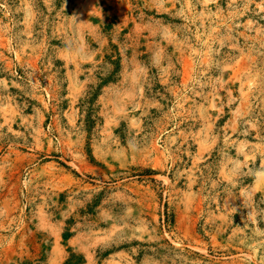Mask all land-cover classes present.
Masks as SVG:
<instances>
[{"label":"rangeland","instance_id":"1","mask_svg":"<svg viewBox=\"0 0 264 264\" xmlns=\"http://www.w3.org/2000/svg\"><path fill=\"white\" fill-rule=\"evenodd\" d=\"M264 0H0V264H264Z\"/></svg>","mask_w":264,"mask_h":264},{"label":"clouds","instance_id":"2","mask_svg":"<svg viewBox=\"0 0 264 264\" xmlns=\"http://www.w3.org/2000/svg\"><path fill=\"white\" fill-rule=\"evenodd\" d=\"M257 175L258 176H264V170H258Z\"/></svg>","mask_w":264,"mask_h":264}]
</instances>
